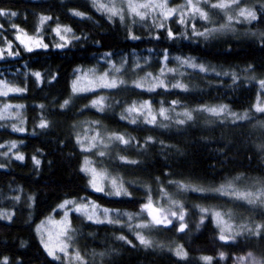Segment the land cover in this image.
Segmentation results:
<instances>
[{"label": "trees", "instance_id": "obj_1", "mask_svg": "<svg viewBox=\"0 0 264 264\" xmlns=\"http://www.w3.org/2000/svg\"><path fill=\"white\" fill-rule=\"evenodd\" d=\"M201 1L207 20L184 0H167L177 9L167 18L149 10L144 19L112 16L93 0H0V87L21 89L0 95V110L10 112H0V264H66L47 255L35 227L62 202L79 198L118 217L93 222L71 215L84 264H238L249 253L264 262V233L221 240L202 211L226 209L264 225L263 212L215 191L238 177L264 180V113L256 111L264 96V0H240L257 19L231 30L217 28L210 9L216 0ZM25 37H37L38 45ZM110 67H120L116 87L73 91L79 73ZM139 104L157 116L154 122L127 111ZM209 105L227 106L240 118L211 119L200 112ZM186 112L192 119L179 123ZM91 126L123 140L105 156L86 153L80 134ZM85 158L119 177V195L91 188ZM149 201L176 205L158 211V247L141 244L124 218ZM173 243L183 256L166 248Z\"/></svg>", "mask_w": 264, "mask_h": 264}, {"label": "rangeland", "instance_id": "obj_2", "mask_svg": "<svg viewBox=\"0 0 264 264\" xmlns=\"http://www.w3.org/2000/svg\"><path fill=\"white\" fill-rule=\"evenodd\" d=\"M136 2L145 3L147 2V0H136ZM196 2L197 0H193L194 4ZM201 2L202 1L200 0L199 5ZM217 2H219V0L215 1V3ZM97 3L99 4L103 3V4L108 5L109 7L114 5L117 9L122 10L123 17H129V18H134V19L140 18L139 16L131 13V11L127 7L126 0H97ZM183 5L189 8V6L187 5V0H184ZM241 8L254 11L251 5L249 4L233 5L231 8H228L225 10L211 7L210 8L211 14L214 16V18L217 17L216 19H219L221 22L220 27L218 26L217 28H220V29L224 28L226 30H231V28L240 24V22L242 23L249 22L248 20H245L244 17H240L238 15ZM151 10H154L155 12L160 13V14L163 11H166V9H159V8H153ZM140 11L146 12L147 14L149 13L148 9H140ZM180 11L187 13V8H183ZM188 13H189V10H188ZM228 16L233 17V20L231 22L228 21ZM222 25H227V27H222ZM63 36H65V32L62 30L59 31V37H63ZM25 39L26 41H28L27 43L32 46L38 45L37 37H31V38L25 37ZM57 41L58 43H60L61 39H58ZM193 65L197 67V65L194 63L189 64L190 67L194 68ZM119 70H120V67H110L109 72H103V73L95 72V70L93 71L92 69L84 70L83 72L79 73V75L74 79V82H76V86L78 88L88 89V90L77 91V92L81 93V92H88V91H93L97 89H102V88H109V87H103L101 85L107 82H111L113 80L117 84ZM179 70H181V72L183 73L185 68H180ZM224 74L226 73L224 72ZM101 77H103L104 79L101 80ZM10 89H14V88L10 86H7V88H5V86L2 85L0 87V92H7V93L16 92ZM262 91L264 95V88H262ZM100 100H101L100 98L95 99V101H100ZM258 103L261 105H264V96L262 98L259 97V99L257 100V104ZM142 105H146V104H139V105L133 106L135 107L136 111L129 112V113L133 114L135 117H139V116L147 117L149 118V120L153 116H155V118L157 117L156 115L151 113L148 106L141 107ZM221 106H224V105L213 106L211 108L219 109ZM204 109H209V108L203 107L201 108L200 112L202 114L205 113L211 119L223 117V119L235 121V120H238L235 118H240V115L237 112H230L227 106H226L227 111L221 113L220 115H214L209 111H205ZM8 110H9L8 106L1 108L0 110L1 115L3 117L9 116L10 112H8ZM160 117L162 116L160 115ZM182 120H187V117L185 116V119L182 118ZM116 140H117V137L115 134H112L109 132L103 133L100 130H98L97 127H94V126H91L89 128L84 127L82 133L80 134V146L83 148V150H85L86 153H91L92 155H97L98 157L105 156L107 149H109V147H111L116 142ZM101 153H103V155H101ZM91 160H89L88 158H85L84 165H83V170L86 172L88 176L89 184L91 188L96 190V188L98 187L102 189L99 192H102V193L105 192L106 194L108 193L112 195H117L116 192L118 190L120 191L121 189V182L119 180V177L115 174H111L107 172L105 168L94 165L91 162ZM93 171H95V173L97 174L95 177L96 187H93V181H94ZM113 181H115V184H113ZM229 184H231V187H228ZM222 186H224L227 189L229 194H222L221 192H218L219 194L225 196L228 199H231L245 206H248L251 209H255L257 211L264 213V203H261L260 200H257L255 204H249L246 200H238L233 195H231L233 191H236L240 193H253L255 197L256 195H259L261 191H264V180L260 178H254V177H249V178L238 177L236 179L227 181L225 184L220 185L217 189L221 188ZM261 199H264V197H261ZM69 201L70 203H66ZM172 202L170 203L169 201H165L161 205H158V204L155 205L154 203H151L152 204L151 209L144 208V209H141V211L143 212H140V213L125 214L124 218L128 219L129 222L134 223V233L136 234V236L137 234L142 235L145 239L151 241V246L158 247L160 246V244L156 241L158 240L156 239L157 230H154L156 223L153 221V215L157 216L158 211L161 210L163 207L167 211H175L176 205L174 204V201ZM62 205L63 207H61ZM81 205H87V209L77 211V209L80 208ZM105 210H106L105 208L100 207L94 202L88 199H84V198H79L76 200H67L59 204L57 207V214L52 213L51 215H48L40 223H38L37 226L35 227L39 240L41 241L43 248L46 251L47 255H49V253L45 247L46 243L48 244L50 248L56 250L55 257H59L57 259L54 256L49 255L51 258H54L56 260H62L66 264H84L83 255L76 245L77 234H76V230L73 228L71 224V215H78V216L85 218L86 220L93 221V222H97V220L102 221V222H109V221L114 222L118 219L117 216L110 214L108 210H107V213L105 214ZM206 212L208 213L209 216H211L214 224L217 226L220 232L222 229H225L223 234L227 236H237V235H244V234L249 236V235H254V233L257 230H259L260 234L264 233L263 224L254 222L250 220L249 218L243 217L242 215L235 214L226 209L210 208V209H207ZM216 212L221 213V217L224 223L218 222L217 217L214 215ZM89 215H91L93 218L89 219L88 218ZM172 216L174 215H170L169 219ZM173 218L174 217H172V219ZM140 225H146V226L138 227ZM65 226L67 228V234L61 235V233L65 231ZM228 226H230V228ZM258 226H261V227L258 229ZM62 244H67L68 247L66 249V252H60L58 250V246ZM166 248L171 249L172 251H175L176 254H177V249H182L183 253L185 254V250L179 244L173 243L169 245V248L168 247ZM76 253L80 254V257H81L80 260L75 259ZM244 257H247V259L240 258L238 264H253L254 260L262 261V258L257 259L252 256L249 257L247 255Z\"/></svg>", "mask_w": 264, "mask_h": 264}, {"label": "snow or ice", "instance_id": "obj_3", "mask_svg": "<svg viewBox=\"0 0 264 264\" xmlns=\"http://www.w3.org/2000/svg\"><path fill=\"white\" fill-rule=\"evenodd\" d=\"M93 2L96 3L97 0H93ZM199 2H200V0H197V2L194 4L193 3V0H187V5L192 10L193 15H198L201 19L207 20L209 18L208 17V14L205 11H202L201 10V8L198 6L199 5ZM207 2H208V0H205V3H207ZM126 3H127L128 9L131 11V13H133L134 15L139 16L141 19H144L145 16L147 15V13L140 11V9H148V10H151L153 8L166 9V11H163L161 13L162 15L165 16V18H167L168 16L174 14L177 11V9H175V8L168 7L167 0H147V2H145V3H137L136 0H126ZM239 4H240V0H219V2L213 3L210 6L212 8H218V9H221V10H225V9L231 8L233 5H239ZM98 7H99L100 10L107 11V12L111 13L112 16L119 15L120 18L123 19L122 10L121 9H117L114 5L111 6V7H109L106 4L100 3L98 5ZM181 7H183V6H181ZM4 14L5 13L2 10H0V15H4ZM11 14L12 15H15V13H11ZM75 15H78L79 16V15H82V14L79 13V12H77V13H75ZM238 15L240 17H244V19L245 20H248L249 22L252 21V20L257 19L256 13L254 11L249 10V9H245V8H241L240 11H239V13H238ZM43 19H46V18H42V20ZM232 20H233V17L232 16H228V21L231 22ZM180 22L183 23L184 20L181 19ZM222 27H227V25H222ZM59 31L60 30L57 29V34H59ZM65 31H71V29H67L66 28ZM209 31H215V29H212V30H209ZM169 35L171 36V32H169ZM197 35H202L203 36V35H205V33L200 32V33H197ZM61 39H63V37H61ZM45 47H46V45H45ZM29 50H31V49H29ZM193 66L195 67V65H193ZM200 67H201V70H204L203 69V66H200ZM35 75L37 77H39L40 74L39 73H36ZM103 79L104 78L101 77V80H103ZM0 83H2V82H0ZM160 83L162 85L163 82L161 81ZM260 85H261L262 88H264V81H260ZM4 86H5V88H7V85H4ZM101 86H103V87H116V82L113 80L111 82L104 83ZM139 86L140 85L137 84V87H139ZM174 87H182V85L177 84V85H174ZM10 90H13V91H21V89H10ZM84 90H88V89L78 88L76 86V82H74V84H73V91L74 92L84 91ZM0 95H7V92H0ZM67 103H68V101H65V105H67ZM99 103H100V101H93V105H96V104H99ZM146 106L147 105H142L141 107H146ZM204 110L205 111H209V112H211L214 115H220L221 113L227 111L226 106H221L219 109H217V108H209V109H204ZM127 111L128 112H133V111H136V109H135V107H133V108H129ZM165 111H166L165 109H161L160 115L163 116L164 113H165ZM256 111L257 112L264 113V105H261V104L258 103L257 106H256ZM184 115L187 117V119H189V120L192 119L191 113H187L186 112V113H184ZM232 115H234V114H232ZM165 118H167V117H165ZM244 118H247V117H241V119H244ZM154 121H155V116H153L148 122L149 123H152ZM133 122H135V121H133ZM178 122L182 124L185 121L184 120H180ZM46 126L47 125L45 123H43V122L40 125V127H46ZM15 130L22 131V129H15ZM117 139L123 140L122 137H117ZM125 143H127V142L125 141ZM12 147H15V144H13ZM101 155H103V153H101ZM17 159H21L22 160L23 157L22 156H18ZM35 162L37 164H39V161L38 160L35 161ZM96 175L97 174L95 173V171H93V177H94L93 187H96V184H95V177H96ZM113 184H115V181H113ZM181 187H183V188H191L192 191H203V189H200V188H197V187H192L190 185H181ZM228 187H231V184H229ZM96 190L97 191H101L102 189L97 187ZM216 191L217 192H221L222 194H229L228 191H227V189L224 186H222L219 189H216ZM116 194L119 195L120 194V191L118 190L116 192ZM231 195H233L238 200H246L249 204H255L257 202V200H260L261 203H264V199H261V197H264V191H261L259 193V195H256L255 197H254V194L253 193H240V192H236V191H233L231 193ZM66 203H70V201L69 202H66ZM61 207H63V205ZM145 208H147V209H151L152 208L151 201H149V203L147 205H145ZM86 209H87V205H81V207L78 208L77 211L86 210ZM202 211H207V209H202ZM106 213H107V210H105V214ZM172 215H176V213H172ZM214 215L217 217L219 223H224V221H223V219L221 217V213L216 212ZM88 218L89 219H92L93 217L91 215H89ZM165 219H166V217H165ZM179 219H181V220L183 219V214L180 215ZM153 221L156 224L163 223V220L157 218V216H155V215H153ZM97 222H102V221L97 220ZM109 222H112V221H109ZM145 226L146 225H140L138 227H145ZM184 227H185V225L182 224L180 226V231H183L184 230ZM228 227L230 228V226H228ZM260 227L261 226H258V229ZM224 231H225V229H222L221 230V235H220V239L221 240L228 239V237H226L223 234ZM66 234H67V228L65 226V231L62 232L61 235H66ZM259 234H260L259 230H257L254 233V235H259ZM137 238L139 239L140 243L143 244L144 246H146V247L151 246V241L145 239L142 235L137 234ZM120 239L123 240L125 238L124 237H120ZM45 247L48 250L49 255H52V256L55 257V251L56 250L50 248L47 243L45 244ZM67 247H68L67 244H62V245L58 246V250L60 252H66ZM177 255H181V256L184 255L182 249H177ZM251 255H252L251 253L248 254L249 257H251ZM55 258L58 259L59 257H55ZM75 259L76 260H80L81 259L79 253H76ZM204 259L205 260H208L210 258L205 257ZM241 259H247V257H242ZM5 264H7L6 261H5ZM253 264H264V262H262V261H255L254 260L253 261Z\"/></svg>", "mask_w": 264, "mask_h": 264}, {"label": "bare ground", "instance_id": "obj_4", "mask_svg": "<svg viewBox=\"0 0 264 264\" xmlns=\"http://www.w3.org/2000/svg\"><path fill=\"white\" fill-rule=\"evenodd\" d=\"M211 107H212L211 105L208 106V108H211ZM225 182H227V181H225Z\"/></svg>", "mask_w": 264, "mask_h": 264}]
</instances>
